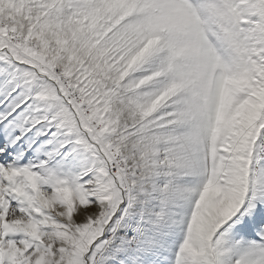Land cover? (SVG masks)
<instances>
[{"label":"snow or ice","instance_id":"1","mask_svg":"<svg viewBox=\"0 0 264 264\" xmlns=\"http://www.w3.org/2000/svg\"><path fill=\"white\" fill-rule=\"evenodd\" d=\"M0 264H264V0H0Z\"/></svg>","mask_w":264,"mask_h":264}]
</instances>
